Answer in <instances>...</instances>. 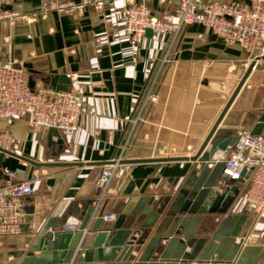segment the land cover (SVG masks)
Listing matches in <instances>:
<instances>
[{
	"label": "crops",
	"instance_id": "crops-1",
	"mask_svg": "<svg viewBox=\"0 0 264 264\" xmlns=\"http://www.w3.org/2000/svg\"><path fill=\"white\" fill-rule=\"evenodd\" d=\"M49 1L6 0L5 9L26 19L0 22V63L25 67L34 89L73 92L82 99L83 116L74 132L0 117V131L14 139L0 162V185H33L20 205L21 234L0 240V264L28 258L38 264L41 252L33 250L42 233L79 232L91 207L95 214L81 232L76 258L93 246L92 228L102 213L116 219L103 218L100 230L123 224L146 236L133 264L142 255L145 264H264V214L244 201L250 179L224 180L222 168L207 163L232 150L240 132L261 133L264 60L250 61L239 46L197 24L183 27L174 42L159 33L140 45L130 41L128 5L144 4L163 19L177 13L179 0L73 1V10L43 15ZM63 75L69 85L58 84ZM149 94L157 102L147 101ZM125 143V174L99 203L97 179ZM193 240L201 241L195 258L173 261L181 242ZM206 253L209 260L202 261Z\"/></svg>",
	"mask_w": 264,
	"mask_h": 264
},
{
	"label": "built area",
	"instance_id": "built-area-1",
	"mask_svg": "<svg viewBox=\"0 0 264 264\" xmlns=\"http://www.w3.org/2000/svg\"><path fill=\"white\" fill-rule=\"evenodd\" d=\"M103 1L107 0H81L80 5ZM5 6L6 0H0V22L15 25L17 21L26 19L5 9ZM75 7L71 0H51L41 13L47 15ZM124 19L125 33L134 45L144 41L148 30L170 37L174 42L183 27L197 24L210 29L226 45L239 46L250 61L264 60V0H251L250 5L243 0H179L177 13L163 19L154 16L148 6L133 3L126 7ZM26 71L16 63H0V117L9 120L27 118L32 125L45 130L76 131L83 116L82 99L71 91L31 88ZM157 100L155 95L147 96V101ZM13 143L9 131H0V153H10ZM126 148L127 143L121 146L117 157L102 169L97 179L96 184L101 191L99 203L105 198L113 180L125 174ZM207 163L210 167L222 165L224 180L238 182L250 179L244 201L251 212L264 214V128L259 134L247 130L240 132L232 150L215 153ZM32 194L31 182L0 185V240L21 234V201ZM103 218L106 222L116 219L114 215Z\"/></svg>",
	"mask_w": 264,
	"mask_h": 264
},
{
	"label": "water",
	"instance_id": "water-1",
	"mask_svg": "<svg viewBox=\"0 0 264 264\" xmlns=\"http://www.w3.org/2000/svg\"><path fill=\"white\" fill-rule=\"evenodd\" d=\"M80 4L81 0H72ZM248 5L251 4V0H243ZM146 36H153V32L148 30ZM245 81V80H244ZM244 81L240 84L235 92V95L239 92ZM57 82L60 85H69L70 81L65 75L57 78ZM31 88H34L33 81L29 83ZM59 91H67L66 88H58ZM229 107V106H228ZM264 128V121L261 125ZM225 150V148H222ZM215 151V150H214ZM213 151V152H214ZM5 153H0V162L3 159ZM222 168V165H218ZM1 168V163H0ZM95 214V209L93 207L89 208L86 212L82 225L79 227V232L73 233H47L45 231L42 233L41 238L36 243L34 247V252L39 251L41 255L39 256L38 264H133L135 257L133 253L138 251L145 244L146 236L141 235V231L133 230V227L122 228L118 226L115 231H103L100 227L103 223V215L100 213L99 217L94 222L93 232L96 233V239L91 248L81 249V255L76 258L79 248V243L83 237L82 231H84L92 221ZM125 222V221H124ZM72 236L73 240L71 243L67 244L68 238ZM196 241H190L189 243H182L181 249H179V254L173 259V261H179L182 258H188L193 260L197 255L198 251L201 249V241L196 243ZM193 248L191 254L185 253L187 248ZM214 249L213 245L208 246V252H212ZM221 259V258H220ZM219 259V260H220ZM202 261H208L209 255L207 253L201 258ZM35 262V259L28 258L25 264ZM147 260L145 256L140 257L137 264H145ZM162 264V263H159ZM175 264V262L171 263ZM191 264V263H189ZM195 264H210L207 262L195 263Z\"/></svg>",
	"mask_w": 264,
	"mask_h": 264
}]
</instances>
